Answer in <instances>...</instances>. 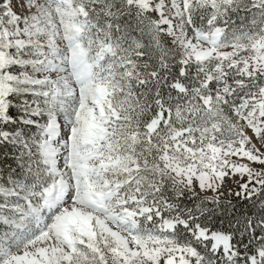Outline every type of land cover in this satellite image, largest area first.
Listing matches in <instances>:
<instances>
[{"label":"snow or ice","instance_id":"snow-or-ice-1","mask_svg":"<svg viewBox=\"0 0 264 264\" xmlns=\"http://www.w3.org/2000/svg\"><path fill=\"white\" fill-rule=\"evenodd\" d=\"M0 264H264V0H0Z\"/></svg>","mask_w":264,"mask_h":264}]
</instances>
